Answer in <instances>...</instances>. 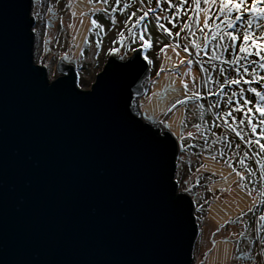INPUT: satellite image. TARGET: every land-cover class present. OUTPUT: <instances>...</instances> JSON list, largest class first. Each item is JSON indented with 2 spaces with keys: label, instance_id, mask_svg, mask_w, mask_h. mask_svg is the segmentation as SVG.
<instances>
[{
  "label": "water",
  "instance_id": "1",
  "mask_svg": "<svg viewBox=\"0 0 264 264\" xmlns=\"http://www.w3.org/2000/svg\"><path fill=\"white\" fill-rule=\"evenodd\" d=\"M30 12L31 0H0V264H192L177 142L134 109L142 49L108 55L89 90L60 61L49 80Z\"/></svg>",
  "mask_w": 264,
  "mask_h": 264
},
{
  "label": "rangeland",
  "instance_id": "2",
  "mask_svg": "<svg viewBox=\"0 0 264 264\" xmlns=\"http://www.w3.org/2000/svg\"><path fill=\"white\" fill-rule=\"evenodd\" d=\"M169 3L174 6L169 8ZM125 4L129 7L121 11ZM113 7L117 11L112 12ZM177 7L179 12H176ZM150 8L155 11H149ZM145 11H149V15L140 25L132 27ZM133 12L135 16L131 15ZM262 13L264 0H208L207 3L204 0H161L159 8L155 0L151 4L149 0H120L119 5L115 0L107 4L103 0H31L33 62L46 69L49 80L59 76L55 66L60 61L73 68L77 88L86 91L108 55L123 60L132 50L142 49L144 60L152 61L148 63L149 77L144 94L135 102L134 109L142 114L145 122L150 118L157 124L159 134L168 131L177 142L174 181L177 191L188 194L194 204L198 230L192 264H264V221L258 218L264 215V180L261 179L264 176L261 160L264 157V123H261L264 116L257 111L258 106L264 110V101L258 102L255 94L247 91L255 88L264 93V69L260 67L264 63V20L255 18ZM225 14L228 20H235L237 15L241 20L229 29ZM156 16L161 17L159 22ZM165 16L177 28H172L163 19ZM127 17L130 19L125 26L121 21ZM248 19H252V26L247 29L250 35L245 41L244 24ZM93 20L97 21L96 27L92 25ZM185 23L190 27L182 30ZM159 24H164L173 36L164 33ZM224 31L236 36L234 49L223 51L218 47L233 43L227 36L220 39ZM176 32H180L179 37ZM121 33L123 43L119 42ZM213 33H216L215 39ZM141 34L150 47H143ZM192 42L199 47H191ZM186 43L189 46L184 51ZM242 45L244 53L240 52ZM236 57H241L236 64L225 63ZM237 73L242 77L239 84L222 83L223 79L237 78ZM246 80L249 83L245 84ZM185 84L188 89L184 88ZM241 89L245 90L243 98L232 96ZM193 91L200 93L199 101L178 103ZM243 99H250V103L245 105ZM173 103L175 108H172ZM195 104H202L204 108L195 110L194 114ZM237 106L240 110L232 111ZM229 111H232L231 116L223 115ZM241 118L245 119L244 125L238 123ZM195 124H201V128L197 130ZM228 125L237 128L244 139L237 137ZM238 170L245 174L242 181L236 174ZM250 208L253 210L249 211Z\"/></svg>",
  "mask_w": 264,
  "mask_h": 264
},
{
  "label": "snow or ice",
  "instance_id": "3",
  "mask_svg": "<svg viewBox=\"0 0 264 264\" xmlns=\"http://www.w3.org/2000/svg\"><path fill=\"white\" fill-rule=\"evenodd\" d=\"M108 2H109V0H103V3H105V4H107ZM151 2H152V0H149V3H150V4H151ZM165 2H167V0H165ZM207 2H208V0H204V3H207ZM115 3H116L117 5H119L120 0H115ZM160 3H161V0H155V6H156V8H159V7H160ZM173 6H174V5L171 4V3L168 4V7H169V8H172ZM181 6H182V5H181ZM128 7H129V5L125 4V5L123 6V8L120 9V10L123 11L124 9H126V8H128ZM232 7L235 8L236 5H232ZM254 8H255V5H254ZM48 10H49V11H52L51 8H49ZM100 11L103 13L104 10L101 9ZM111 11H112V12H115V11H117V9H116L115 7H113V8L111 9ZM149 11H155V9H154V8H150ZM149 11H145V12L143 13V15H141V16L139 17V19L136 20L135 24H133L132 27H136L137 25H140L141 21H143V20L145 19V17H147V16L149 15ZM179 11H180V8L177 7V8H176V12H179ZM131 15H132V16H135L136 13L133 12ZM255 18H256V19H259V20H264V13L256 15ZM129 19H130V17H127L125 20L121 21V23H123L125 26H127V23H128V20H129ZM155 19H156L157 22H159L160 19H161V17H160V16H156ZM163 19L167 20V21L172 25V28H177V25H176L175 23H173L172 20H171L169 17L165 16V17H163ZM225 20L227 21V28L231 29V28L233 27V25H234L237 21L241 20V17H240L239 15H237V16L235 17V20H228L227 14H225ZM111 22H112V23H117L116 20H112ZM207 24H208V19L206 18V19H205V26H207ZM92 25H93V27H96V26H97V21H96V20H93V21H92ZM251 26H252V19H248V20L245 22V24H244V40H245V41H248V39H249V35H250V34L248 33L247 29H248L249 27H251ZM189 27H190V26H189L187 23H185V24H183V26H182V30L189 29ZM257 27H260V26L257 25ZM159 28L162 29L164 33H167V35H168L169 37H172V36H173V33H172L171 31H169V29L166 28V27L164 26V24H159ZM217 28L219 29V25H217ZM100 30H101V32L103 31L102 28H101ZM129 33L132 34V33H131V29H129ZM175 35H176L177 37H179V36H180V32H176ZM224 36L229 37L230 40L233 41V43H232V44H220V45H218V47H221V49H222L223 51H227L229 48H233V49H234V48H235V43H234V41L236 40V36H234L231 32H228V31H224V34H223L222 36H220V39L223 40V39H224ZM215 38H216V33H213V39H215ZM139 39H140L141 41H144V36H143V34H141V35L139 36ZM149 39H151V37H149ZM119 42H120V43H123V33H121V40H120ZM133 43H135V40H133ZM157 43H159V41H157ZM205 43H207V41H205ZM188 46H189V45L186 43V44H185V47H184V51H187ZM143 47H144V48H148V47H150V44H149L147 41H144V43H143ZM176 47H180V45H176ZM191 47H193V48H198L199 46H198L195 42H192ZM97 48H99V43L97 44ZM162 50H163V49H162ZM240 52H241V53H244V52H245V47H244L243 45L240 47ZM109 54H113V53L110 52ZM197 54H198V52H197ZM145 59H147V58H145ZM240 59H241V57H236L235 59H233V60H231V61H226L225 63L236 64L237 61L240 60ZM148 63H152V61L149 60ZM182 63H183V62H182ZM189 63H191V61H189ZM249 63H253V62L250 61ZM260 67H261L262 69H264V63H262V64L260 65ZM220 71H221V75L223 76V71H224V70L221 69ZM253 71H254V70H253ZM240 78H242V77H241V74H240V73H237V78H226V79H223V80H222V83H224V84H230V85H237V84L240 83ZM253 79H255V76H253ZM244 83L247 84V83H249V81L246 80V81H244ZM193 87H195V85H194ZM184 88H185V89H188V85L185 84V85H184ZM244 91H245L244 89H241V91H240L239 93H237V92H233V93H232V96H233V97L240 96L241 98H243V93H244ZM247 91H248L249 93H254L255 96L258 98V102H259V101H264V93H262V92H260V91H256L255 88H248ZM193 99L199 101V100L201 99V95H200V93L197 92V91H193L192 94H191L190 96H187V99L180 100V101H178V103L186 105V104L188 103V101H191V100H193ZM243 103H244L245 105L249 104V103H250V99H243ZM175 107H176V104L173 103V104H172V108H175ZM203 108H204V105H202V104H195V105L193 106L194 114H195V110H202ZM208 110L211 111V107H210ZM239 110H240V106H237L236 109H234V110H232V111H239ZM169 111H171V108L169 109ZM232 111L225 112L223 115H224V116H231V115H232ZM257 111L260 112L261 116H264V110L260 109L259 106L257 107ZM245 116H247V114H245ZM202 118H203V117H202V112H201V119H202ZM221 118H222V117H221ZM238 123H239L240 125H244V124H245V119H244V118L239 119ZM251 123H252L251 120H248V124L251 125ZM261 123H264V121H261ZM225 124H227V121H225ZM194 127H195L197 130H199V129L201 128V124H195ZM217 127H219V125H217ZM228 127L231 129V131H233V132L236 133V136H237V137H239L241 140L244 139V137L242 136L241 132L238 131L237 128H233L231 125H228ZM252 131H253V132L256 131L255 127L252 128ZM262 131H264V130H262ZM188 135L191 137V136H192V133L190 132V133H188ZM206 139H207V138H205V141H206ZM225 139H227V138H225ZM246 143H249V144H250V143H252V141H246ZM229 146H230V145H229ZM190 147H191V146H190ZM236 147L239 148L240 145L237 144ZM262 147H264V146H262ZM212 158L215 159L216 157L213 156ZM241 163L243 164L242 161H241ZM236 174H237V176H239V178H240L241 181L245 179V177L242 176V175H240L239 172H237ZM248 175L251 176L252 173H251V172H248ZM261 179L264 180V176H262ZM252 210H253L252 208L249 209V211H252ZM258 218H259L261 221H264V215H261V216H259ZM241 235H243V233H241Z\"/></svg>",
  "mask_w": 264,
  "mask_h": 264
},
{
  "label": "trees",
  "instance_id": "4",
  "mask_svg": "<svg viewBox=\"0 0 264 264\" xmlns=\"http://www.w3.org/2000/svg\"><path fill=\"white\" fill-rule=\"evenodd\" d=\"M150 80V79H149ZM263 162H264V157H263V159H261ZM237 172H239L240 173V175H245L244 173H243V171H237ZM242 173V174H241ZM240 180V179H239ZM262 185H263V187H264V181L262 182Z\"/></svg>",
  "mask_w": 264,
  "mask_h": 264
},
{
  "label": "flooded vegetation",
  "instance_id": "5",
  "mask_svg": "<svg viewBox=\"0 0 264 264\" xmlns=\"http://www.w3.org/2000/svg\"><path fill=\"white\" fill-rule=\"evenodd\" d=\"M132 51H133V50H132ZM132 51H131V54H132ZM130 56H131V55H130ZM130 56H129V57H130ZM129 57H127V58H129ZM55 68H56V66H55Z\"/></svg>",
  "mask_w": 264,
  "mask_h": 264
},
{
  "label": "bare ground",
  "instance_id": "6",
  "mask_svg": "<svg viewBox=\"0 0 264 264\" xmlns=\"http://www.w3.org/2000/svg\"><path fill=\"white\" fill-rule=\"evenodd\" d=\"M165 84H167V83H165ZM152 123V122H151ZM154 124V123H153Z\"/></svg>",
  "mask_w": 264,
  "mask_h": 264
}]
</instances>
